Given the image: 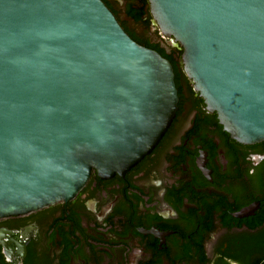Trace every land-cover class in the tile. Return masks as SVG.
I'll list each match as a JSON object with an SVG mask.
<instances>
[{
  "label": "water",
  "instance_id": "water-1",
  "mask_svg": "<svg viewBox=\"0 0 264 264\" xmlns=\"http://www.w3.org/2000/svg\"><path fill=\"white\" fill-rule=\"evenodd\" d=\"M160 33L234 140L264 141V0H148ZM171 63L103 0H0V218L124 175L177 110Z\"/></svg>",
  "mask_w": 264,
  "mask_h": 264
},
{
  "label": "flooded vegetation",
  "instance_id": "flooded-vegetation-1",
  "mask_svg": "<svg viewBox=\"0 0 264 264\" xmlns=\"http://www.w3.org/2000/svg\"><path fill=\"white\" fill-rule=\"evenodd\" d=\"M174 72L177 110L124 175L93 171L71 200L0 218V264H264V141L225 132L184 72L182 48L149 9L103 0Z\"/></svg>",
  "mask_w": 264,
  "mask_h": 264
},
{
  "label": "trees",
  "instance_id": "trees-1",
  "mask_svg": "<svg viewBox=\"0 0 264 264\" xmlns=\"http://www.w3.org/2000/svg\"><path fill=\"white\" fill-rule=\"evenodd\" d=\"M127 13L134 18H140L148 7V0H128Z\"/></svg>",
  "mask_w": 264,
  "mask_h": 264
}]
</instances>
